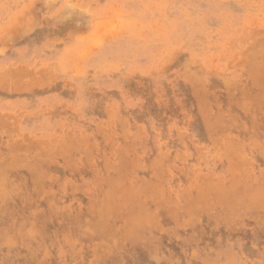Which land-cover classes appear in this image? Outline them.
Returning <instances> with one entry per match:
<instances>
[{
	"label": "rangeland",
	"instance_id": "374dc122",
	"mask_svg": "<svg viewBox=\"0 0 264 264\" xmlns=\"http://www.w3.org/2000/svg\"><path fill=\"white\" fill-rule=\"evenodd\" d=\"M263 191L264 0H0V264H264Z\"/></svg>",
	"mask_w": 264,
	"mask_h": 264
},
{
	"label": "bare ground",
	"instance_id": "6f19581e",
	"mask_svg": "<svg viewBox=\"0 0 264 264\" xmlns=\"http://www.w3.org/2000/svg\"><path fill=\"white\" fill-rule=\"evenodd\" d=\"M117 185H118V183H117ZM3 188V187H2ZM5 190V189H4ZM237 190V189H236ZM2 191H3V189H2ZM264 192V191H263ZM258 195V194H257ZM108 196V195H107ZM109 197V196H108ZM255 200V199H254ZM237 201H238V199H237ZM138 204V203H137ZM140 223V222H139ZM9 237V236H8ZM80 249V248H79ZM90 260V259H89Z\"/></svg>",
	"mask_w": 264,
	"mask_h": 264
}]
</instances>
